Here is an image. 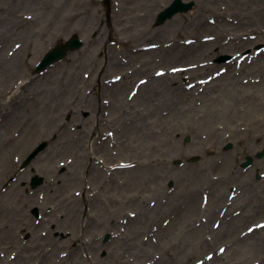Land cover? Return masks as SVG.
Listing matches in <instances>:
<instances>
[{
  "label": "rangeland",
  "instance_id": "rangeland-1",
  "mask_svg": "<svg viewBox=\"0 0 264 264\" xmlns=\"http://www.w3.org/2000/svg\"><path fill=\"white\" fill-rule=\"evenodd\" d=\"M173 1L0 0V261L264 264V0Z\"/></svg>",
  "mask_w": 264,
  "mask_h": 264
},
{
  "label": "water",
  "instance_id": "water-1",
  "mask_svg": "<svg viewBox=\"0 0 264 264\" xmlns=\"http://www.w3.org/2000/svg\"><path fill=\"white\" fill-rule=\"evenodd\" d=\"M194 3H184L182 0H175L165 11H163L158 19L157 23L162 24L166 20L170 19L174 15L181 13V12H188L189 10L192 9ZM82 46V42L78 38H73L71 39L68 44L66 45L65 48L63 47H58L54 51L47 53L43 60L40 62V64L37 67V72H42L44 71L48 66L52 65L53 63L62 60L68 51L70 50H75L78 49ZM230 57H224L219 60V62H224L226 60H229ZM45 144L40 145L28 158L27 160L23 163L22 167H26L29 165V163L36 158V156L45 148ZM231 146L229 145L227 148H230ZM261 156V155H260ZM249 164L246 163L245 166ZM43 183V179L39 177H35L33 179L32 187L37 188ZM107 240V238H106Z\"/></svg>",
  "mask_w": 264,
  "mask_h": 264
},
{
  "label": "bare ground",
  "instance_id": "bare-ground-1",
  "mask_svg": "<svg viewBox=\"0 0 264 264\" xmlns=\"http://www.w3.org/2000/svg\"><path fill=\"white\" fill-rule=\"evenodd\" d=\"M2 43V42H1ZM3 44V46H4V43H2ZM154 81V80H153ZM152 81V82H153ZM128 81H126L125 82V84H124V86H126V83H127ZM129 82H131L130 80H129ZM155 82V81H154ZM149 83H150V85L152 84L151 82H148L147 84H145V85H143L141 88H142V91H146V89H149ZM119 85V84H118ZM140 88V89H141ZM159 94V93H158ZM257 101V100H256ZM259 101V100H258ZM126 104H128V103H126ZM258 106V105H257ZM248 111H250V110H248ZM236 115L240 118V120H243V119H245L244 121H247V122H249L250 124H253V125H258L259 123L258 122H251V121H248V120H246V116H245V114H241V113H236ZM242 117H245V118H242ZM255 123V124H254ZM256 126H254V128H255ZM250 184V186L249 187H247V189H246V191H245V193H244V195H245V197H247L248 195H249V197H252L251 195L252 194H254V192H255V190H254V187L256 188H260V187H262V186H264L263 184H261V185H258V182L257 183H255L254 181H252V182H250L249 183ZM219 188V187H218ZM218 188H216L215 190H214V194L212 195V200H213V202H214V204H218L219 202H221L222 200L221 199H223V195H222V192H221V190H219ZM199 209H196V207H194V205L193 204H191V205H189V207H188V210H187V212L185 213V215L184 216H181V221H184L185 220V216H186V214L188 213V212H196V211H198ZM235 220H238V219H234L233 221H232V223L235 221ZM186 221V220H185ZM26 224V223H25ZM23 222H22V225L19 227V230H21V231H26L27 233H29L30 235H31V238H32V240H34V239H40V238H38L37 237V235H36V232L38 233V231H37V227L36 226H34V225H32L31 223V226L30 227H27L29 230H27L26 229V227L24 226L25 225ZM230 226V228L231 229H233L234 230V225H232V224H230L229 225ZM34 228V229H33ZM254 237V236H253ZM253 237H251V238H253ZM16 240H14V242L10 239L9 240V242H10V244H7V245H9V247L11 248V249H13L14 251H16V249H17V246L16 245H19L18 244V240H17V238H15ZM255 239V238H254ZM129 241V240H128ZM255 241H253L250 245H251V248H253V246L255 245V243H254ZM20 243V242H19ZM37 260V259H36ZM0 263L2 264H10V263H13L14 264V262H10L9 260H4V261H0ZM45 263V261H43V264Z\"/></svg>",
  "mask_w": 264,
  "mask_h": 264
},
{
  "label": "flooded vegetation",
  "instance_id": "flooded-vegetation-1",
  "mask_svg": "<svg viewBox=\"0 0 264 264\" xmlns=\"http://www.w3.org/2000/svg\"><path fill=\"white\" fill-rule=\"evenodd\" d=\"M22 225V224H19V226ZM26 226V225H25ZM29 227V226H28Z\"/></svg>",
  "mask_w": 264,
  "mask_h": 264
}]
</instances>
